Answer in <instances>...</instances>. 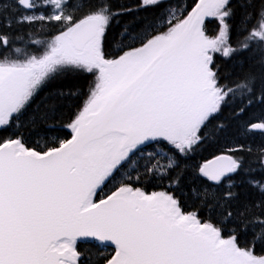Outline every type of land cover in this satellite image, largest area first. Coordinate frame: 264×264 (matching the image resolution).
Masks as SVG:
<instances>
[{
    "label": "snow or ice",
    "instance_id": "obj_1",
    "mask_svg": "<svg viewBox=\"0 0 264 264\" xmlns=\"http://www.w3.org/2000/svg\"><path fill=\"white\" fill-rule=\"evenodd\" d=\"M0 264H264V0H0Z\"/></svg>",
    "mask_w": 264,
    "mask_h": 264
}]
</instances>
